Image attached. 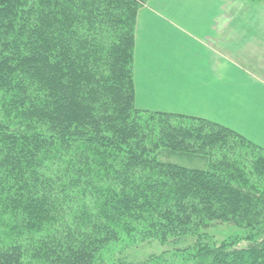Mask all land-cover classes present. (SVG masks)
<instances>
[{"label": "trees", "instance_id": "trees-1", "mask_svg": "<svg viewBox=\"0 0 264 264\" xmlns=\"http://www.w3.org/2000/svg\"><path fill=\"white\" fill-rule=\"evenodd\" d=\"M146 1L0 0V264H105L123 241L186 244L171 253L181 264H264V151L135 107ZM212 223L240 235L217 241Z\"/></svg>", "mask_w": 264, "mask_h": 264}, {"label": "crops", "instance_id": "crops-1", "mask_svg": "<svg viewBox=\"0 0 264 264\" xmlns=\"http://www.w3.org/2000/svg\"><path fill=\"white\" fill-rule=\"evenodd\" d=\"M135 107L222 125L264 151V2L147 0Z\"/></svg>", "mask_w": 264, "mask_h": 264}, {"label": "rangeland", "instance_id": "rangeland-1", "mask_svg": "<svg viewBox=\"0 0 264 264\" xmlns=\"http://www.w3.org/2000/svg\"><path fill=\"white\" fill-rule=\"evenodd\" d=\"M255 3H260V2H255ZM240 149V148H239ZM212 152V156L214 157L213 160L216 158H218V154L215 153L214 149L211 150ZM214 153V154H213ZM239 156H241L242 158H248V159H252L250 157V154L248 153V150L242 149L241 153H239ZM236 158V156H235ZM160 160L162 161H171L172 163H176V164H180V165H185L187 167H199V168H204V165L201 162L195 161V162H188V161H180L178 160L176 157H172V158H165V157H160ZM251 160H246V166L245 169L248 171V168H250V166L248 165L249 162ZM207 234L211 237H214L217 239V241H221L223 239H226L228 237H235L236 235H240L239 231L231 226V225H227V224H215L212 223V226L206 230ZM191 241H189L190 243ZM186 245V244H185ZM185 245L181 246V247H176V248H172L171 246H168L166 244H160L158 242H149V243H131V244H127L126 245V241L123 242H118L115 245L111 246L110 249H108L107 252V257L105 259V264H113V260L115 259L114 257H116L115 255L119 252H125V258L127 259V261H131V262H141L144 259H146L147 257L151 256V255H160V254H165L166 256L169 257L171 259V257H173L171 253H173L174 251H176L178 248L183 249V247H185ZM247 244L244 242H241L239 244V247H246ZM179 254V251H178ZM118 257H123L118 255L116 257V259ZM174 261H176L177 263L181 264L184 262V260H182V258L180 256H174L172 258Z\"/></svg>", "mask_w": 264, "mask_h": 264}]
</instances>
